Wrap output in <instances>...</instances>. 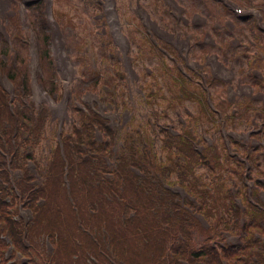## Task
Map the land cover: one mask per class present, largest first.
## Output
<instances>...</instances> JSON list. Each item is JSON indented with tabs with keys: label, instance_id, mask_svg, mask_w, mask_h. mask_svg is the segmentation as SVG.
Returning a JSON list of instances; mask_svg holds the SVG:
<instances>
[{
	"label": "rangeland",
	"instance_id": "rangeland-1",
	"mask_svg": "<svg viewBox=\"0 0 264 264\" xmlns=\"http://www.w3.org/2000/svg\"><path fill=\"white\" fill-rule=\"evenodd\" d=\"M21 1L22 0H10L11 6L10 9H13V12L10 14H6L5 17V25L6 29L9 32V35L12 32L16 38L21 37L15 43H12L8 37H5L0 32V74L2 72L6 73V70L9 68V71L13 78L15 91L14 97H16V101L20 99L29 100L32 104L35 105L36 111H34V116L37 118L38 126L42 124L43 132L42 139L39 140L38 144H35V155H37L41 164L44 163L43 155L47 154L45 149L46 142L49 139L54 138L61 121H65L69 123L73 121L77 117V113H73L71 111V102L74 100L82 101V98L90 100V96L85 95L87 93L91 94L93 107H98V102L93 97V95H97V99L100 100L104 105L111 104V109L108 110L110 112H115L117 116L114 118L115 121L118 122L117 125L112 124V119L108 118L111 125L117 131H125V127L123 128V124L129 121V118L134 114L136 116V124L140 123L142 125H146L147 122L151 119L156 123L162 122H172L175 124V128L179 129L178 121H176L177 116L175 115V110L169 109L167 111L168 116L163 117L159 116L157 119L152 116V111L156 106L151 104H146L144 93L145 90H148L147 83H152L154 80L158 81L155 83V87L157 90L158 86L161 87L167 94L165 96H170L171 93L169 89V85H165L163 82H169L167 80V73L163 70V66L167 65L163 64L161 55L157 54L156 51L148 52L141 36L143 33H150L151 35H156V32L153 29H149L146 25L145 21L140 20L143 25V31L138 28L136 30V25H138V21L135 18V22H133V14L135 9H137L138 4L142 5L153 18H158L160 23L166 28L170 27L171 29H179L182 34H191L192 39L198 38L199 41L204 38L205 33H210L212 36L218 35L220 40L225 43V39L227 42L232 45V41L230 39L231 36H225V33L219 29L214 31V29L209 28L207 32L202 31L203 28L200 27L202 21H196L193 18V15L196 12L205 13L207 17H209V21H225V9L222 8L221 3H211L208 0H175L177 6L170 3L169 0H116V7L119 10L120 15H123V22L125 23V28L123 31L126 33L131 41H133L132 48L130 47L128 50L129 56L133 58H129L128 60L123 54L122 45L119 41L111 40L109 36V44L104 47L103 44L108 40L106 35L102 36V21L103 19L99 18L104 12V1L105 0H54L51 4L47 3L45 0H32L28 4L24 5V10L26 12L25 15L21 13ZM242 3L245 0H240ZM94 2V3H93ZM181 11V13H188L191 17V25L185 26L182 22L176 21L174 14ZM186 13V14H188ZM50 15H54L60 21L61 28L63 30L64 44H66V48L69 51L71 56V60L74 62V72H69L66 76H63L58 70V64L56 60V53L54 50V39L49 38L48 33H51V24L49 21ZM27 19V22H26ZM252 21H240L237 25L232 28V32H237L239 35L244 36L245 41L248 40L249 36H259L260 42L263 46L260 45L258 48H249L246 50H251L252 53L245 54L243 48L237 47V43H233V47L236 49L235 55L238 57L239 61L234 59L232 55L229 54V50H226V46L223 48L222 57L226 58L228 65L231 68H234V71H239V75H245L247 73V61L251 58L252 54L255 53V57L260 59L258 65H252V68H258V70L264 72V59L262 60V51L264 50V38L258 32H255L254 23L251 24ZM32 24L37 30H30L28 25ZM226 22H224L225 27ZM254 29H253V27ZM99 28V32L96 30ZM130 28V29H127ZM24 29L23 32L20 33V30ZM32 31L39 37V41H37L38 46V69L36 70V76L38 78V83L42 85L44 90L50 94L49 97L60 104L62 101H66L67 110L65 116L60 119L59 117H55L54 110L52 105L48 99L39 100L34 91V83H33V54H32V45L29 43H25L23 38L29 40ZM223 34V35H222ZM52 35V33H51ZM203 35V36H199ZM226 37V38H225ZM38 39V38H37ZM90 41L95 49L98 50V57L94 51H92V47L89 51L84 49L85 45L88 44L87 41ZM86 41L85 44L82 45L83 49L80 47L81 43ZM112 46V48H111ZM205 51L209 50L208 47H204ZM173 53V49L169 48ZM226 51L228 53H226ZM110 52H113L115 56H112ZM261 52V53H260ZM6 56H4V54ZM141 53H143L144 57H142ZM118 54V57L116 55ZM248 55V56H247ZM7 57V58H6ZM117 61V62H116ZM180 63V62H179ZM182 63V62H181ZM172 65V63H171ZM168 66V65H167ZM183 67V64H180ZM250 67V66H249ZM153 69L155 70L154 76H146L145 69ZM167 70V69H166ZM209 71V70H207ZM120 73V74H119ZM144 74V77H143ZM171 75V73H169ZM118 76V77H115ZM112 78L115 79L116 83L110 82ZM244 78V77H243ZM110 80V81H109ZM163 81V82H162ZM253 83L252 80H249ZM68 82V84H67ZM261 85L264 84V80H261ZM5 88L2 79H0V93L2 89ZM115 92L116 97L119 101V93L123 92L125 99H128L127 105H133V107L129 106V108H124L123 105L117 107V104L113 102L112 96L110 93ZM162 95L161 92H159ZM67 95V96H66ZM224 97V95L222 96ZM158 100L160 103L163 100L162 96H159ZM15 101V103H17ZM25 102V101H24ZM131 102V104H130ZM33 105V106H34ZM195 101L186 100L180 106L179 109L180 114H182L183 118H187L186 111H184L185 107L188 106L190 109H195L194 107ZM258 106H261L258 104ZM256 106V107H258ZM46 108L49 110L50 118L46 115L44 111ZM1 109V107H0ZM128 109V110H127ZM3 114L6 113L4 109H2ZM42 112V113H41ZM42 115L43 118H42ZM53 117V118H52ZM245 121V117L237 118L236 122L241 124ZM41 122V123H40ZM165 122V123H167ZM40 123V124H39ZM72 123V122H71ZM109 122H107L108 124ZM201 126V121L198 122ZM249 126L248 123L243 127ZM66 127V126H65ZM199 128V127H198ZM156 132V133H155ZM156 134L153 139H156V145L159 148V140L160 135H157L158 131H155ZM159 136V137H158ZM158 139V140H157ZM160 151V150H159ZM205 172V168L200 165L195 169L194 176L201 177L202 173ZM173 177V175H170ZM49 181V179H48ZM48 183L45 185L47 186ZM61 185L56 184L55 189L60 190ZM58 198V197H56ZM170 204V203H169ZM122 207V206H121ZM122 210V208L120 209ZM23 216L26 218L28 214L23 211ZM119 219V209L118 215L115 218V225L120 229V236L118 240H116L115 244H109V234L106 236L108 247H111L115 254L123 260V248L122 242L128 243V250L138 254V249L140 252V247L138 245L137 240L131 241V235H126L124 233L121 234L122 223L118 221ZM74 221V220H73ZM128 223L129 230L133 228V222ZM235 228L239 226L238 221H236ZM62 229L65 230L68 240L64 241L63 245L69 247L65 249L59 255V258L63 261V264H77V257L70 258V247L75 245L71 237L74 235L80 236L77 228H68L66 224L63 225ZM110 229V228H108ZM194 231V229H192ZM62 233V230L59 228L53 229V231H42L41 234H53L59 238V235ZM111 234V230L109 231ZM76 236V237H77ZM113 236V235H112ZM127 236V238H126ZM188 236H185V238ZM205 236H201V234H197L196 232L192 235V238L189 241V247H193V251L199 249L203 246V239ZM131 238V239H130ZM86 238H83V241H86ZM184 240V239H183ZM150 241L149 239H143L144 244ZM61 242V241H60ZM174 242L178 245L182 244L181 240L177 241V236L174 238ZM57 244H59V239H57ZM135 245V248H131V245ZM171 244V243H170ZM169 243L167 244V247ZM165 247V246H164ZM165 252L163 254V249L161 252V256L159 257V261L165 260V263H169L171 261L170 257H167V253L170 251L165 247ZM147 250V249H146ZM57 253L55 252L54 255ZM92 253H89L87 256L90 257ZM135 255V254H134ZM140 256V254H138ZM135 258L138 256H134ZM167 257V258H166ZM142 258V257H141ZM88 261V259H86ZM122 263V261L120 262ZM124 263V262H123Z\"/></svg>",
	"mask_w": 264,
	"mask_h": 264
},
{
	"label": "trees",
	"instance_id": "trees-1",
	"mask_svg": "<svg viewBox=\"0 0 264 264\" xmlns=\"http://www.w3.org/2000/svg\"><path fill=\"white\" fill-rule=\"evenodd\" d=\"M174 84L176 87L174 86V89H171L172 97L170 101L180 100L184 95L189 97V94H191L190 89L184 82L175 81ZM85 117L86 114L83 113L81 116L82 129L75 128L74 135L66 142L68 163L63 160L59 151H56L50 160L46 181L48 185L46 187L40 186L47 202L44 206H38L34 202L35 197L31 203L35 217L28 226L27 237L31 241L32 249L27 248L23 242L25 228H23L21 222L13 220V215L6 207L8 204L0 198V264H20L17 261L9 262V257H6V249L9 244L3 236H9L16 249L22 253L39 257V248H42L41 236L43 234L41 232L44 230L53 231L56 228L62 230L59 238L53 234L48 235L55 245L56 251L54 252L57 254L54 255L53 253L52 256L47 257L52 264H63L59 255L69 248L63 245L64 241L68 240L65 230L62 229L64 224L70 229L77 228L80 234V236L74 235L71 237L75 243L70 247L71 259L75 255L74 257H80L77 259V264H94L86 261L89 258H87L89 253H92L98 258L100 264H109L90 235L77 226L65 190L62 187L60 190L55 189L56 184H63L62 175L66 170H68L72 179L76 205L80 211L87 215L88 222L92 225L91 231L98 233L103 228L105 234H107L111 230V234L109 233L111 244H115L119 237L122 238L120 229L114 221L119 209L118 221L122 223L123 227L121 234L131 235V238H133L131 241L137 240L140 247V252L139 249L137 251L140 254L139 256L136 251L133 253L128 250V243L122 242L124 245L122 246L123 260L116 254L115 258L120 262L122 261V263L124 262L123 264H175L178 263L179 258L197 260L200 264H264V210L252 204L246 205L244 211L246 221L237 227L238 230H243L246 233L242 245L218 247L211 245L209 241H205L204 248L199 252H194L193 247H189V241L192 238L191 228L200 232L205 231V229L197 217L175 201L176 195L173 192L158 185L153 177L149 175L151 169H158L162 173L166 170H176L180 178L186 180L188 172L200 160L208 165L213 163V166H217L218 159L215 162L207 158V155H216L210 153V148L198 152L192 148L187 138L165 132L160 149L165 159L170 163L168 165L157 157L152 145L145 146L142 144L141 138H135L132 134H129L123 145L124 148L119 152L118 157L120 159L117 168L113 170L111 177H107L105 172L109 167L105 157L96 152L104 153L107 151L109 143L100 144L94 139L93 127L90 123H85ZM93 120L97 122V118ZM135 133L140 134L138 130ZM37 134V129H35L32 132L33 141L39 140ZM82 139L88 144L90 155H82L81 152H86L79 143ZM224 158H228V155L225 154ZM228 159L230 161V158ZM132 165L142 169L145 176L135 173L131 169ZM217 167L221 168V172L217 174L220 178L228 175L231 172L229 170L239 173V170L233 168L229 162L228 165L226 162H221ZM222 169H225L226 172ZM1 188L3 187L0 186ZM201 192L206 196L212 194L209 192V188ZM8 193L6 191V194ZM217 193L224 194V192ZM226 197L230 198V196ZM226 197L223 203L224 207L228 211L232 207L231 212L235 214L233 206L238 207V205L231 199L228 202ZM219 206L221 207V205ZM121 208L122 210H120ZM132 209L136 213L130 216L129 212ZM201 209L208 216L219 210V207L212 205ZM239 211L241 210L239 209ZM127 222L134 223L131 230H129ZM220 222L218 221L217 224ZM207 232H211V229H208ZM179 233L184 236V240H181L182 244L180 245L174 242L176 236L177 241L179 240ZM185 236H188V238H185ZM207 237L210 238L211 233H208ZM83 238L87 240L83 241ZM146 238L150 241L144 244L143 239ZM57 239H59V244H57ZM168 243L169 246L167 247ZM164 246L168 249L170 247V250L174 253L172 255L174 258L169 263H165V260L164 262L159 261L162 254L159 251L163 249L164 254L167 250ZM131 248L134 249L135 245H131ZM106 250H108L107 247ZM12 252L14 254L15 251ZM134 256L138 257L135 258ZM33 264H42L41 258L33 260Z\"/></svg>",
	"mask_w": 264,
	"mask_h": 264
},
{
	"label": "bare ground",
	"instance_id": "bare-ground-1",
	"mask_svg": "<svg viewBox=\"0 0 264 264\" xmlns=\"http://www.w3.org/2000/svg\"><path fill=\"white\" fill-rule=\"evenodd\" d=\"M113 0H108L107 4H106V10L107 12H113L115 10L114 8V3L112 2ZM9 6H10V3H9V0H0V17L2 16H5L6 13L9 11ZM139 12H142V13H145V9L143 8H139L138 10ZM23 14L25 13L24 9H23ZM3 28V25L1 23V20H0V29ZM55 43L57 42V45H59V38L57 37V35H55ZM120 38H122V36H120ZM55 50L57 51V48H55ZM32 53H33V56H34V62H33V72L35 74V69H37V59H38V50L36 48V45H33L32 46ZM37 90H39V87L36 86ZM40 96L38 95V99H42V98H46L47 95L43 92H40L39 93Z\"/></svg>",
	"mask_w": 264,
	"mask_h": 264
}]
</instances>
